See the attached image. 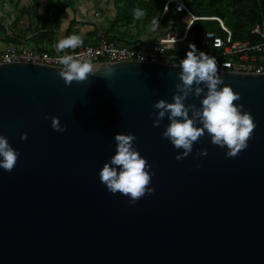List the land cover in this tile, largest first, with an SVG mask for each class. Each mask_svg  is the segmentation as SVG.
Segmentation results:
<instances>
[{
	"label": "water",
	"instance_id": "95a60500",
	"mask_svg": "<svg viewBox=\"0 0 264 264\" xmlns=\"http://www.w3.org/2000/svg\"><path fill=\"white\" fill-rule=\"evenodd\" d=\"M60 68L0 65V134L19 151L11 171L0 168V264H264V74L220 71L254 117L247 148L227 157L205 132L178 160L162 136L167 117L153 125L177 65L96 64L70 85ZM118 132L135 134L154 173L155 191L135 204L99 177Z\"/></svg>",
	"mask_w": 264,
	"mask_h": 264
},
{
	"label": "clouds",
	"instance_id": "9594fccd",
	"mask_svg": "<svg viewBox=\"0 0 264 264\" xmlns=\"http://www.w3.org/2000/svg\"><path fill=\"white\" fill-rule=\"evenodd\" d=\"M133 14L135 19H140L145 11L135 8ZM159 26V18H154L153 30ZM221 43L216 38L215 46L219 47ZM82 44L83 39L73 34L58 40L54 46L58 52H63ZM58 60L62 65L58 74L67 85L74 80L84 81L89 74L97 73L90 58L79 59L72 54H64ZM178 67L179 82L175 85L171 102L161 98L153 105L158 110L154 112L153 125L159 126L165 117L169 121L162 136L178 150L176 159L180 160L191 154L194 142L205 132L212 143L227 148V157H234L247 148L248 140L256 127L254 117L242 103H233L241 99V94L224 82L216 57L190 43L189 50L180 59ZM112 71V68H108L107 74ZM193 96L200 99L199 105L188 102ZM45 118L51 120L54 130L65 131L58 116L46 114ZM21 139H27V133H22ZM114 139L116 152L103 164L99 177L109 192L124 194L129 197V204H135L142 196L155 191L154 186H149L154 173L150 174L147 170L150 165L134 144L137 139L134 133L118 132ZM180 149L183 151H179ZM197 155H207V149H198ZM18 157L19 151L11 146L6 136L0 134V168L11 171Z\"/></svg>",
	"mask_w": 264,
	"mask_h": 264
},
{
	"label": "built area",
	"instance_id": "2783aa9c",
	"mask_svg": "<svg viewBox=\"0 0 264 264\" xmlns=\"http://www.w3.org/2000/svg\"><path fill=\"white\" fill-rule=\"evenodd\" d=\"M199 21L218 22L225 33L223 36L216 34L210 45L215 54L209 55L216 57L219 71L264 74V22L257 24L251 32L258 41L234 40L232 31L222 19L195 15L185 0L166 1L159 17L160 26L150 40L135 38L126 42L110 41L105 31L98 28L93 31L96 34L87 44L75 49H65L63 52L56 50V43H44L33 48L11 44L6 50L0 51V65L20 62L62 67L58 57L72 54L79 59L90 58L93 65L136 61L178 66L180 59L189 50L190 43L195 44L191 28ZM182 25L185 26L183 30L180 29ZM216 38L222 41L219 47L215 46Z\"/></svg>",
	"mask_w": 264,
	"mask_h": 264
},
{
	"label": "trees",
	"instance_id": "16d2710c",
	"mask_svg": "<svg viewBox=\"0 0 264 264\" xmlns=\"http://www.w3.org/2000/svg\"><path fill=\"white\" fill-rule=\"evenodd\" d=\"M148 2H140L137 8L145 11V15L140 19H135L133 9H135L134 0H116V3H123L119 6L118 22L120 25L136 28L140 23L149 17L159 18L164 10V5L167 0H147ZM190 10L199 17H217L224 21L225 26L232 31L233 39L240 41H258L252 36L251 32L257 24L264 22V0H185ZM49 8L53 7L52 1L49 2ZM51 6V7H50ZM48 13V12H47ZM46 13V14H47ZM47 24L43 30V36L40 39H34L38 46L47 43L52 45L56 40V31L59 25L56 23L49 24V15L47 14ZM178 20V19H177ZM118 25V24H117ZM185 26H181V30ZM42 32H40L41 34ZM93 37L96 32H92ZM110 41L126 42L137 38V35L132 34L130 30L121 31L120 29H112V33L105 31ZM206 34H208L206 36ZM225 35L218 22L199 21L191 28V35L194 38L195 45L198 49L204 50L209 54H215L211 48L213 37ZM210 36V37H209ZM10 37L7 34V38ZM16 41V40H13ZM14 43V42H13ZM19 44L20 42H15Z\"/></svg>",
	"mask_w": 264,
	"mask_h": 264
},
{
	"label": "rangeland",
	"instance_id": "374dc122",
	"mask_svg": "<svg viewBox=\"0 0 264 264\" xmlns=\"http://www.w3.org/2000/svg\"><path fill=\"white\" fill-rule=\"evenodd\" d=\"M20 1V0H19ZM35 3H39V0H34ZM52 1L53 7L50 9L56 8L57 11L54 13H50L52 18L56 20H62L66 23L67 26H70L71 33L77 32L75 28L89 27L87 28V32L91 30L90 33H86V39L91 37L92 32L98 28L103 29L109 33H112V29H120L122 32L125 30H130L132 34L137 35V38H141L143 41L150 40L155 33L152 27V21L156 16L148 17L144 24L140 23L136 28L120 25L118 22L119 17V6L123 3H116V0H49ZM148 2L147 0H134L135 8L140 4V2ZM6 0H0L1 4H5ZM18 7V6H17ZM20 12V10H18ZM5 21L9 22V25H12L14 21H12V16L10 14H5ZM19 15V13H18ZM30 15V13H29ZM20 16V15H19ZM31 17V16H30ZM25 20V18H24ZM34 20H37L34 18ZM1 21V19H0ZM26 24V22H25ZM31 24L32 26V17L27 22L26 27ZM118 24V25H117ZM80 26V27H79ZM12 30V29H11ZM79 31V30H78ZM16 31L14 34L16 35ZM83 45V44H82ZM25 48H32L31 44H25Z\"/></svg>",
	"mask_w": 264,
	"mask_h": 264
},
{
	"label": "crops",
	"instance_id": "0c3cea01",
	"mask_svg": "<svg viewBox=\"0 0 264 264\" xmlns=\"http://www.w3.org/2000/svg\"><path fill=\"white\" fill-rule=\"evenodd\" d=\"M6 1L7 2L5 4L0 3V51L6 50L11 44L23 47H25V44H31L32 48L35 46L37 47L38 45L34 41V39H41L44 33L43 31H46L43 29H45L44 26L45 24H47V14L49 15V24L56 23L59 25V29L58 31H56L55 36L56 41L54 43H56L60 39L75 34L70 32L72 30L70 29V26L66 25L65 22L60 19L56 20L55 18H52L50 13L52 14L56 12L57 9L49 8V0H39V3H35L34 0ZM18 10H20V12ZM18 13L20 16L18 15ZM5 14H10L12 16V21H14L12 25H9V22L7 23L8 20L5 21ZM30 16L32 17V26L30 24L29 27H26L25 25H27V22L29 21L30 23ZM34 18H36L37 20H34ZM87 28L89 29V27L83 26H81L80 28H75V30H77L76 35H79L83 39V45L87 44L92 38L90 37L86 39V33L91 32V30L87 32ZM15 31L17 32L16 35L14 34ZM40 32L42 33L40 34ZM7 34H10V37L7 38ZM15 42L20 43L16 44Z\"/></svg>",
	"mask_w": 264,
	"mask_h": 264
}]
</instances>
